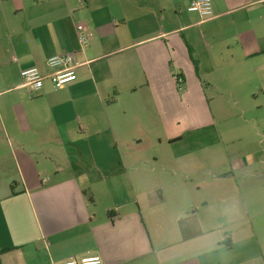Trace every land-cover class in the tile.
I'll list each match as a JSON object with an SVG mask.
<instances>
[{
  "label": "crops",
  "instance_id": "obj_1",
  "mask_svg": "<svg viewBox=\"0 0 264 264\" xmlns=\"http://www.w3.org/2000/svg\"><path fill=\"white\" fill-rule=\"evenodd\" d=\"M189 2L0 0V264H264V0H213L210 19ZM63 52L76 81L22 86L23 69L49 74ZM223 105L240 109L234 134L253 156L236 167L251 224L233 231L196 203L193 162L144 153L148 117L174 145Z\"/></svg>",
  "mask_w": 264,
  "mask_h": 264
},
{
  "label": "rangeland",
  "instance_id": "obj_2",
  "mask_svg": "<svg viewBox=\"0 0 264 264\" xmlns=\"http://www.w3.org/2000/svg\"><path fill=\"white\" fill-rule=\"evenodd\" d=\"M215 123L206 128L185 133L181 141L168 145L165 141L159 143V138L165 140L163 127L157 119L151 121L148 117L145 123V149L147 158L153 155L166 156L171 159L170 148L175 147L182 161H191L195 165V173L190 187L196 203L207 200L217 209L226 212L227 229L233 231L243 224H251V220L240 216V196L236 189L237 181L241 180L236 168L238 160L248 161L253 156L250 149H239L235 129L239 125L240 109L234 105L216 106ZM251 117V114H248ZM192 151L191 158L187 152ZM174 159V158H172ZM237 160V161H236ZM204 162L200 167L199 163ZM205 167V168H204ZM259 184L264 183V171L254 176ZM263 192H264V186Z\"/></svg>",
  "mask_w": 264,
  "mask_h": 264
},
{
  "label": "built area",
  "instance_id": "obj_3",
  "mask_svg": "<svg viewBox=\"0 0 264 264\" xmlns=\"http://www.w3.org/2000/svg\"><path fill=\"white\" fill-rule=\"evenodd\" d=\"M187 10L199 13L204 19L214 17L213 0H190ZM77 34L83 46H87L94 37V32L83 23L77 25ZM47 65L52 69L49 74H43L37 67L21 71L22 86L27 87L30 93H39L43 90L47 80L51 82L54 90H58L78 79L77 68L80 62L75 53L63 52L52 55L47 59ZM177 80L181 84L184 79L180 76ZM59 264H104V260L101 255L95 254Z\"/></svg>",
  "mask_w": 264,
  "mask_h": 264
},
{
  "label": "trees",
  "instance_id": "obj_4",
  "mask_svg": "<svg viewBox=\"0 0 264 264\" xmlns=\"http://www.w3.org/2000/svg\"><path fill=\"white\" fill-rule=\"evenodd\" d=\"M180 76H182L181 74H178L176 77L178 78V77H180ZM12 188H13V186H12Z\"/></svg>",
  "mask_w": 264,
  "mask_h": 264
}]
</instances>
